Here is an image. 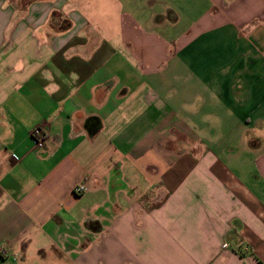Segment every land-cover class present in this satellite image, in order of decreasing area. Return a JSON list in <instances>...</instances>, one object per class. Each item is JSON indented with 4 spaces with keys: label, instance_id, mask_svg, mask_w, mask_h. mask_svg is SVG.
Instances as JSON below:
<instances>
[{
    "label": "crops",
    "instance_id": "crops-1",
    "mask_svg": "<svg viewBox=\"0 0 264 264\" xmlns=\"http://www.w3.org/2000/svg\"><path fill=\"white\" fill-rule=\"evenodd\" d=\"M207 3L0 0V264H264V0Z\"/></svg>",
    "mask_w": 264,
    "mask_h": 264
},
{
    "label": "rangeland",
    "instance_id": "rangeland-1",
    "mask_svg": "<svg viewBox=\"0 0 264 264\" xmlns=\"http://www.w3.org/2000/svg\"><path fill=\"white\" fill-rule=\"evenodd\" d=\"M170 1L174 2L175 9L177 13L181 16L182 22L179 25V27L181 28H183L188 22L187 21L188 14H190L191 16L194 15V17H196V15H199L200 12L203 11L206 5L208 4L207 0H170ZM192 4H194V8H189L190 5ZM190 10L192 12H190Z\"/></svg>",
    "mask_w": 264,
    "mask_h": 264
},
{
    "label": "built area",
    "instance_id": "built-area-1",
    "mask_svg": "<svg viewBox=\"0 0 264 264\" xmlns=\"http://www.w3.org/2000/svg\"><path fill=\"white\" fill-rule=\"evenodd\" d=\"M46 132L45 128L41 125H36L30 130V137L32 138L34 145L36 148H42L44 145V140H45ZM84 191V186L82 184L77 185L74 188V193L80 194ZM8 251L6 248H1L0 249V256H7Z\"/></svg>",
    "mask_w": 264,
    "mask_h": 264
}]
</instances>
